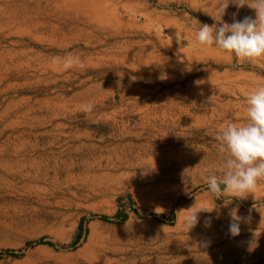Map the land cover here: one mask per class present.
Returning <instances> with one entry per match:
<instances>
[{
  "label": "rangeland",
  "instance_id": "1",
  "mask_svg": "<svg viewBox=\"0 0 264 264\" xmlns=\"http://www.w3.org/2000/svg\"><path fill=\"white\" fill-rule=\"evenodd\" d=\"M101 1L95 17L80 0H0V264H264V182L242 200L206 183L264 62L197 44L217 0ZM234 13L255 18L229 4L223 22ZM69 53L83 67L51 63ZM195 203L211 224L187 232ZM233 208L251 217L238 236Z\"/></svg>",
  "mask_w": 264,
  "mask_h": 264
},
{
  "label": "clouds",
  "instance_id": "2",
  "mask_svg": "<svg viewBox=\"0 0 264 264\" xmlns=\"http://www.w3.org/2000/svg\"><path fill=\"white\" fill-rule=\"evenodd\" d=\"M229 4H235L238 8L248 7L255 11V18L245 16L242 20L233 14L231 24L223 22V16ZM216 24L209 26L194 20L199 25L196 32V42L199 46L215 49L228 57H234L241 63L264 62V0H217ZM171 40V38H169ZM176 39L181 40V33H176ZM53 65L70 70L74 67H83L79 56L67 54L64 57H54ZM264 80V77L261 78ZM199 83V82H198ZM246 118L243 122L228 121L216 135L219 153L225 154V159L220 166L221 175L215 172L208 175L206 183L208 190L217 200L230 195L231 198L246 199L249 194L257 192L264 182V83L248 91L244 97ZM82 111L91 112L93 105L85 103ZM215 208V207H214ZM213 208V209H214ZM208 211L198 209L193 205L187 210L183 220L184 229L189 232L199 223L198 213ZM211 212V211H208ZM239 209L233 208L229 212L231 222L229 232L232 236L240 234V224L251 217L238 215ZM261 223H264L262 219ZM211 220L205 221V227H209Z\"/></svg>",
  "mask_w": 264,
  "mask_h": 264
},
{
  "label": "bare ground",
  "instance_id": "3",
  "mask_svg": "<svg viewBox=\"0 0 264 264\" xmlns=\"http://www.w3.org/2000/svg\"><path fill=\"white\" fill-rule=\"evenodd\" d=\"M103 4L104 3H102V1L101 0H80V4L79 5H77L78 7L77 8H79V9H81L82 11H86V12H90L93 16H95V17H98V16H102L103 14V12H104V7H103ZM101 13V14H100ZM100 14V15H99ZM100 16V17H101ZM105 18V17H104ZM100 21V20H99ZM102 22V21H101ZM27 146V145H26ZM26 146H19V147H17V148H15L14 150L17 152V151H20V150H28V147H26ZM33 147V146H32ZM30 148L31 150H34V148ZM14 148V147H13ZM2 151V150H1ZM14 151V152H15ZM13 152V153H14ZM23 152V151H22ZM29 152V151H28ZM32 152V151H31ZM4 153H6V150L4 149ZM6 155V154H5ZM14 155H16V154H14ZM33 155V154H32ZM20 156V155H19ZM20 159V158H19ZM28 159V158H27ZM22 162H24V161H22ZM29 164H30V166H32V168L34 167V168H36L37 170L38 169H40V167H42L43 166V162H42V160L41 159H39V160H35V159H29ZM25 166V165H24ZM29 169V168H28ZM110 179V178H109ZM108 180V179H107ZM200 201V200H199ZM196 204V203H195ZM197 205V208L198 209H206L205 207H203L202 205H200V204H196ZM205 206V205H204ZM190 208V206L189 207H186V209L185 210H187V209H189ZM209 211V210H208ZM208 211H201L200 213H198V217H199V223L197 224V225H200V224H204V222L205 221H203V220H200V219H203V216L204 215H206V214H209L210 212H208ZM183 214H185V215H187L186 213H184L183 212ZM184 215V216H185ZM181 217V216H180ZM201 228V227H200Z\"/></svg>",
  "mask_w": 264,
  "mask_h": 264
}]
</instances>
